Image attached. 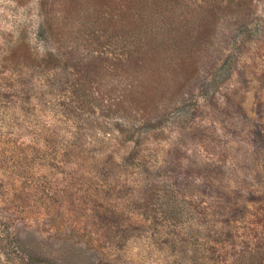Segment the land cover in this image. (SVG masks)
<instances>
[{
	"label": "rangeland",
	"instance_id": "374dc122",
	"mask_svg": "<svg viewBox=\"0 0 264 264\" xmlns=\"http://www.w3.org/2000/svg\"><path fill=\"white\" fill-rule=\"evenodd\" d=\"M251 6L236 32V0H0V264H264V200H248L264 195V0ZM47 52L90 58V100L31 64Z\"/></svg>",
	"mask_w": 264,
	"mask_h": 264
},
{
	"label": "trees",
	"instance_id": "16d2710c",
	"mask_svg": "<svg viewBox=\"0 0 264 264\" xmlns=\"http://www.w3.org/2000/svg\"><path fill=\"white\" fill-rule=\"evenodd\" d=\"M251 1L252 0H236V6H237V12L238 14H240V17L239 19L237 18V22L234 23L232 26H233V29H236V32H249L250 30V26H251V23H252V20L253 19H249L247 16L249 15H252V14H247V11H251L252 12V6H251ZM248 3V4H247ZM246 14V15H244ZM246 16V17H245ZM248 18V19H247ZM247 19V20H245ZM47 30L43 27H39V34L40 33H44L47 34L50 33V27H46ZM44 30V31H43ZM49 35V34H48ZM76 46V45H75ZM29 49V47H28ZM72 50L74 51L75 49L72 48ZM27 52V50H26ZM71 53V51H70ZM65 52H62L61 54H52V53H46L43 57H41L39 59V57L37 55H33L31 54L30 57H28L29 59H31V64L34 65L35 68H40V67H43L44 69H46L48 67V69H56V70H60L61 71V74L62 75H73V78H72V82H71V89L72 91L70 92V94L72 96H74L75 92L74 91H78V90H82L81 91V97L79 98V96L77 95L78 99H76L75 97H71L72 98V102L73 103H77V104H80L81 105V102L84 100V99H87V100H90L89 97H93V93L88 95V93L90 92V90H88V87L92 86L90 85L91 83L89 82V76H90V79L92 81H94V76H95V71H90V63H88L90 60V58H86V57H82V58H79L77 57L72 64H70L68 62V60H66V56L64 55ZM15 54H12L11 57L9 58V60L14 57ZM46 56V57H45ZM68 57V56H67ZM3 60H6V58H3ZM136 60H133V59H127V60H124V61H120V60H116V62L120 65V68L121 70L125 71L128 75H130V72L126 69H123L122 68V65L125 64V62H135ZM157 61H158V58L155 57V59L153 57H145V58H142L141 59V62L139 65H141V69H145L146 66L148 67V65L150 66L151 63H154L156 62L157 64ZM180 61V60H179ZM148 62V63H147ZM170 62L174 64L175 62V58L172 57L170 59ZM226 63L222 64V66H224ZM133 67L137 65V62L131 64ZM226 66V65H225ZM185 68H186V64L185 66H183V70L185 71ZM218 69V66L213 70L212 72V76L215 74V72L217 71ZM65 75V76H66ZM117 76L119 77H122L121 74H118ZM10 81V80H9ZM133 80H131L132 82ZM116 82V81H115ZM83 85L84 88H77L78 85ZM122 83L127 86L128 83H125L124 81H122ZM87 85V87H86ZM129 85V84H128ZM6 89L2 88L1 90L3 91H7V92H4V93H1L0 92V102H1V99H6L7 96H12L11 93L13 92V87L11 85H8L6 84L5 85ZM73 88H75V90H73ZM133 89V88H132ZM132 89H127L126 87H121L120 90H121V93H120V96L118 97V99H120L121 97V100H120V103L119 105L117 106V108L121 109L122 113H126V110L127 109L125 107V105L128 104V102L126 101V98H125V94H127L129 91L128 90H132ZM160 89V88H159ZM87 92V93H86ZM163 93H165V91H162L161 93V90L160 92L157 93V97H161V94L163 95ZM70 95V96H71ZM147 97H143L142 99L145 101ZM143 100H133L131 101L132 104H139L141 103V101ZM6 101V100H5ZM130 101V100H128ZM146 102V101H145ZM149 103V102H147ZM144 104V102H143ZM66 105V104H65ZM146 106H152L151 104H145ZM111 106V105H109ZM111 107H116L114 105H112ZM66 109V107H65ZM135 117V116H134ZM253 132V136L255 137L254 141H255V145H258L257 148H263L264 149V125L261 126V125H258L256 129H254ZM259 156H261V152H258L256 153L255 155V158H259ZM248 200H252V201H258L260 202L261 200H264V195H248ZM246 211V207L245 206H233V207H230L229 210H228V216L227 218L224 219V222L228 225L229 224V220H233V219H237V217H243V213ZM260 264V263H259Z\"/></svg>",
	"mask_w": 264,
	"mask_h": 264
}]
</instances>
